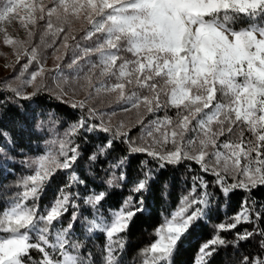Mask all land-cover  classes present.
<instances>
[{"label": "snow or ice", "instance_id": "obj_1", "mask_svg": "<svg viewBox=\"0 0 264 264\" xmlns=\"http://www.w3.org/2000/svg\"><path fill=\"white\" fill-rule=\"evenodd\" d=\"M50 2L52 6L46 9V16L47 27L53 35L65 33L62 26L54 29L55 17V22L62 24L74 20L87 23L90 27L84 30L82 39L96 37L91 47L82 50L81 56L73 57L69 67L96 54V61L85 59L88 70L83 79L91 85V76L98 67L101 76L114 78V83L106 81L101 88L118 92L127 105L124 111L137 108L141 102L148 112L174 108L175 120L166 115L163 120L153 122L156 131L162 125L174 126L172 147H166L169 143L166 132L162 139L154 138L150 143L143 137L137 141L128 132L114 130L102 118L96 122V110L87 108V115L81 114L69 125L64 138L59 140L58 151L46 147L43 154L21 161L30 173L21 177L17 184L21 190L0 209V264H97L91 253L86 259L80 255L82 243L70 239L78 231L85 239L93 238L97 232L104 234L106 243L101 250V264H121L120 256L126 249V239L121 234L130 229L135 218L148 211L146 198L152 194L154 185L161 183L160 178L169 167L183 166L187 172L194 171L188 161H194L200 173L211 175L213 180H206L200 173L191 175L187 194L180 196L169 215L161 214L163 222L154 229L156 240L141 250L146 257L143 264H174L173 258L185 241L200 231L221 206L226 207L238 190L245 194L239 211L229 217L231 223L221 222L216 226L218 231L201 244L194 264H209L207 258L216 253L217 246L238 248L241 242L255 236L259 237L258 251L243 255L239 264H264V228L258 226L264 221V203L257 209L259 200L253 195L264 188V0ZM21 9L26 17L20 15ZM17 18L27 28L35 25L37 19L45 18V8L40 7L37 13L34 3L6 0L0 7V21ZM62 39L65 48L69 47V39L75 41L68 34ZM3 42L5 45L17 43L6 33ZM75 46L79 48L78 43ZM124 53L134 58L129 59ZM34 59L35 48L31 50L30 62ZM83 68L80 66L77 74ZM42 73L43 67L33 71L26 81L33 86L32 91L22 92L11 85L8 90L17 100L31 101L40 108L43 105L39 97L44 88L37 77ZM126 86L144 91H132L126 97ZM67 95L66 91L58 92L52 99L83 113L86 101L71 102L66 99ZM15 106L18 110L26 107L20 103ZM49 120L53 124L49 131H54L51 114ZM233 126L240 128L241 136L218 145L219 136L235 134ZM31 127L36 130L44 127L36 119V109H32ZM244 130L254 137L246 146L242 137ZM187 132L194 133L195 137L185 138ZM98 133L105 135L101 137ZM0 135L13 150L23 147L16 145L8 133ZM92 135L100 142L91 150L78 142L87 144ZM147 135L152 136V131ZM36 139L43 137L36 136ZM55 143V140L46 141V145ZM118 146H123L122 153L110 158ZM210 146L211 153L207 151ZM4 151L0 147V153ZM85 153L89 167L81 175L79 161ZM142 154L146 158L139 160L138 174L129 183L132 157ZM8 160L15 162V157L8 156ZM183 180L187 182L189 177L184 176ZM57 181L62 182L53 201L41 208L42 197ZM161 187L167 191V179ZM125 189L128 195H123ZM117 200L119 207L113 208L110 201ZM65 215H69L67 225L56 228ZM240 224L254 227L236 232L232 240L219 234L234 230ZM53 232L55 242L50 243ZM69 248L75 254H70ZM34 250L40 254L39 259L32 256Z\"/></svg>", "mask_w": 264, "mask_h": 264}, {"label": "trees", "instance_id": "obj_2", "mask_svg": "<svg viewBox=\"0 0 264 264\" xmlns=\"http://www.w3.org/2000/svg\"><path fill=\"white\" fill-rule=\"evenodd\" d=\"M1 1L6 2V0H0V3ZM47 19L48 18L45 12V18L40 19L39 21V23H41V20H43V23L37 25L33 31L32 39H34L37 44H33L31 46L29 45L27 49L29 48L30 50L31 47L32 50L34 47L36 49V55H38V51H44V53L47 54L53 51L54 53H57L59 57H63V64L61 66L64 71L75 69L76 67L74 66L76 64L69 67V65L72 63L73 57L78 55L81 56L83 54L82 50L85 47H91L96 37L94 36L91 40L82 39L84 36V30L86 29L83 22L81 23L77 22V20H74L70 24H62L55 22V17H53L54 29L57 26H62L65 28V33L53 35V31L49 30L47 27ZM65 34L75 37V41L71 39L68 40V48L63 46L64 41L62 37ZM42 42L45 43L43 44ZM77 43L79 44V48L75 46ZM49 49H52V51ZM53 52L52 54H54ZM123 55L129 59L134 58L130 53H124ZM21 59L27 60L28 55L23 54ZM85 59L96 61L97 55L91 54L89 57H85ZM85 59L79 60L82 63L81 66H84L83 71L80 72L81 78H83L84 73L88 70L87 66L85 65ZM117 63L119 64V61ZM43 72L48 73L49 71L44 70ZM100 72L101 68L98 67L95 69L94 74L100 75ZM58 77V80L61 83L62 75ZM103 77L109 80L108 76ZM110 81L113 83L115 82L114 78ZM9 85H11L12 88H18L16 85L5 81L3 78H0V133H8L16 145H23V147H17L13 150L8 146L6 139L0 135V147L5 149L4 152L0 153V209L6 207L8 202L14 197L15 193L21 190L17 187L21 177L30 173V170L26 168L21 163V161L37 154H43V151L46 147L52 148L53 151H58L59 140L64 138V133L68 129L69 125L74 122L81 114L87 115V108L90 107L89 105H85V110L83 113H81L79 109H73L69 105L52 99V96L57 93L53 91L54 88L52 86L49 88L47 87L46 83H44L41 85L44 88V91L40 93L39 97L43 106L37 108L36 104L32 103L31 101L17 100L14 94L8 90ZM126 89L129 94H131L132 91H137L138 93L144 91L134 88L133 86H126ZM66 99L74 102L68 97H66ZM17 103L24 104L26 106L25 109L18 110L15 106ZM123 107H127V105L124 104V101L117 100L112 103L111 106L107 107V110L109 112H114L122 109ZM129 108L132 109L131 116L133 117H131L128 128V134L130 136H132L137 141L143 137L150 143L154 138L162 139V134L166 132L169 137V143L167 145L172 146L171 132L175 130L174 126L162 125L160 127V131H156L155 124L153 122L157 121L158 119L163 120L166 115L172 117L173 120H175L176 110L174 108H162L158 112H148L142 102L137 108ZM32 109H36L37 121H42L44 124V127L41 130H36L31 127ZM41 113H43V115H41ZM101 113H103V111H101ZM50 114L52 115V121H55L54 131H49V128L53 127L52 122L49 120ZM98 121L99 118L97 117L96 122ZM233 127L235 134H225L223 136H219L217 139L218 145L222 144L226 139L237 140L238 137L241 136L240 128H237L236 126ZM212 128L213 131L216 130L215 123L213 124ZM113 129L116 130L115 128ZM120 129L123 128L121 127ZM149 130L152 131V136L147 135ZM96 135L103 137L105 134L98 133ZM96 135L89 136L87 144H85L82 140L78 142L81 143L82 147L91 150L95 144L100 142L96 139ZM36 136H41L43 139H36ZM202 136L203 134H201V137ZM188 137H195V134L191 132L185 133V138ZM242 137L245 141L244 146L247 145V141L249 139H254L252 134L247 130L243 131ZM48 140H55L56 143L52 145H46V141ZM197 142L198 140H196V143ZM122 150L123 146H118V151L112 153L110 158H115L116 156L120 155ZM219 150L224 151L223 149ZM207 151L211 153L213 151L212 147L210 146ZM253 155H255V153H253ZM8 156H14L15 162L9 161ZM143 158H146L143 154L132 157L131 166L128 169L129 183H131L132 178L138 174L137 165L139 160ZM207 159H209V157H206V160ZM187 163L192 164L194 169L193 172H187L183 166H180L178 169L169 167L168 170L163 173V176L160 179L161 183L164 179L168 180L169 187L167 191L162 190L161 183L155 184L152 194L146 198L148 211L135 218L130 229L126 233L121 234L126 239V249L120 256L121 264H143L146 257L141 250L156 240L157 237L154 234V229L163 222L161 214L163 213L165 216H167L176 208L180 196L182 194H187V191L191 187V175L200 173L199 166L196 165L194 161H188ZM88 167L89 161L87 160V153H85L84 158L79 161L80 174L84 175L88 170ZM8 169L11 171H8ZM200 174L204 175L205 179L208 181L213 180L211 175L206 173ZM60 175L63 177V173H60ZM117 175H119V170H117ZM184 176L189 177L187 182H184ZM229 181L231 182V178H229ZM60 182L62 181H57V183L53 184L46 191L39 204L41 208L51 204ZM89 183H91V180H89ZM79 190L83 194H87L83 188H80ZM209 190L212 191L213 189L210 187ZM123 195H128L127 189L124 190ZM244 195L245 194L242 191L238 190L235 196L230 199L226 207L221 206L219 212L214 213L211 218L205 222L204 227L200 231L195 233L188 241H185L183 247L179 249L173 258L174 264H194V258L196 257L201 244L211 239L213 234L218 231L216 226L221 222H232L229 217L239 211L241 200ZM253 195L259 200L258 204L256 205L257 209H259L260 203H264V188L258 189L253 193ZM110 203L113 208L119 207V200L114 202L110 201ZM68 220L69 215L63 216L61 218V223L56 224L55 227L60 228L62 226H66ZM258 226L264 228V221H261ZM253 227L254 225L252 224H240L234 230L228 232L220 231L219 234L228 240H232L236 232H243L244 229L252 230ZM70 239L72 241L78 240L80 243H82L83 247L80 250V255L82 257L86 259L88 254L91 253L92 259L95 260L97 264H101V250L106 243V237L104 234L97 232L94 234L93 238L85 239V237L78 231L76 235L70 237ZM258 240L259 237L255 236L247 242H241L238 248L231 245L217 246L216 253L210 258H207L209 264H239V261L243 255H248L258 251L256 247ZM54 242L55 240L53 232V235L50 237V243ZM48 250L51 252V249ZM68 251L75 254L74 250L70 248ZM32 256L36 259L40 258V254L35 250L32 252Z\"/></svg>", "mask_w": 264, "mask_h": 264}, {"label": "rangeland", "instance_id": "obj_3", "mask_svg": "<svg viewBox=\"0 0 264 264\" xmlns=\"http://www.w3.org/2000/svg\"><path fill=\"white\" fill-rule=\"evenodd\" d=\"M26 2L34 3L37 6V13L40 7H44L46 12V9L52 6L50 0H26ZM4 3L5 1H1L0 7H2ZM20 15L26 17L24 10H20ZM39 21L40 19H37L35 25H28L27 28L21 24L18 18L11 21H0V78L16 85L22 92H30L33 86L27 84L26 81L30 78V74L33 71H38L43 67V71L48 70L49 72H43L42 76L37 77L38 83H41V85L46 83L49 88L52 86L55 93L66 91L68 93L67 97L74 102L86 101L85 105H89L95 109L99 119L102 118L116 130L120 129L122 126L123 129L120 130L128 132L129 122L132 117V109L129 108L128 111H124L123 107L114 112H109L107 110V107L111 106L115 101L123 100L119 98L118 92L106 91L101 88L104 82H113L105 79L103 76L94 74L91 76V85H89L88 81L81 78L80 72L77 74L78 68L82 64L80 61L74 66L76 67L75 69L64 71L61 66L63 64V57H59L57 53H54L52 51L53 48L49 50L54 54H52V52L47 54L44 53V51H38L36 59L30 62L31 47L30 50L29 48L27 49V47L37 44L32 38L36 26L43 23V20H41V23H39ZM77 22L81 21L77 20ZM83 24L86 29L90 27L87 23L83 22ZM29 32L32 33L31 36L28 35ZM5 33L16 40L17 43L14 45H5L3 42ZM42 43L44 44L45 42ZM23 54L28 55L27 60L21 59ZM25 65H27L26 68ZM61 75L62 81L60 83L58 76ZM97 88H100V91H97ZM128 95L130 94L127 92V89H125V96L127 97ZM101 111H103V113H101ZM196 144L198 146V142ZM166 147L171 148L172 146L166 145ZM69 253L74 254L70 251Z\"/></svg>", "mask_w": 264, "mask_h": 264}]
</instances>
